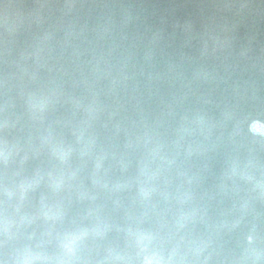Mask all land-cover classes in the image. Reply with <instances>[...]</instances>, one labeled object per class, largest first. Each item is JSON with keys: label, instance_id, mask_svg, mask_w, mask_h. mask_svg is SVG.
<instances>
[{"label": "water", "instance_id": "water-1", "mask_svg": "<svg viewBox=\"0 0 264 264\" xmlns=\"http://www.w3.org/2000/svg\"><path fill=\"white\" fill-rule=\"evenodd\" d=\"M0 264H264V0H0Z\"/></svg>", "mask_w": 264, "mask_h": 264}]
</instances>
